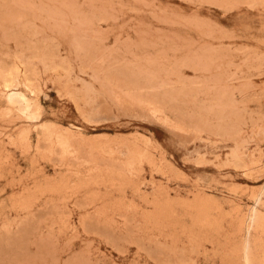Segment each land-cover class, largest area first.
<instances>
[{"label": "rangeland", "instance_id": "obj_1", "mask_svg": "<svg viewBox=\"0 0 264 264\" xmlns=\"http://www.w3.org/2000/svg\"><path fill=\"white\" fill-rule=\"evenodd\" d=\"M0 72V264H264V0H0Z\"/></svg>", "mask_w": 264, "mask_h": 264}, {"label": "bare ground", "instance_id": "obj_2", "mask_svg": "<svg viewBox=\"0 0 264 264\" xmlns=\"http://www.w3.org/2000/svg\"><path fill=\"white\" fill-rule=\"evenodd\" d=\"M1 73V72H0ZM13 74V73H12ZM21 75H22V73H21ZM11 78V77H10ZM15 78V77H14ZM13 78V79H14ZM2 79V78H1ZM16 79V78H15ZM24 79V78H23ZM23 79H22V81H23ZM25 80V79H24ZM3 81H4V78H3ZM26 81V80H25ZM20 82V81H19ZM19 82H17V83H19ZM24 82V81H23ZM22 82V83H23ZM15 83H16V81H15ZM27 83V82H26ZM24 84V83H23ZM22 84V85H23ZM4 85V84H3ZM2 85V86H3ZM17 85V84H16ZM26 87V86H25ZM5 88V87H4ZM4 88H3V90H4ZM13 88V87H12ZM33 92V91H32ZM3 93V92H2ZM4 94V93H3ZM2 94V95H3ZM6 97H5V99H6V103H7V106L8 107H10V108H13V109H15L16 111H17V113L18 112H20V113H22V114H24V115H29V117H30V115L32 114V112L33 111H31L32 110V108H35V110H36V105H33L32 103H31V101L29 100V99H27L26 97H25V95L24 94H22L20 91H17V90H14V89H9L8 90V92H7V94L5 95ZM29 96V95H28ZM34 106V107H33ZM8 112V111H7ZM10 112V111H9ZM39 112V111H38ZM151 112V111H150ZM34 114H38L37 112L35 113L34 112ZM153 114V113H152ZM37 116V115H36ZM38 116H39V114H38ZM25 117V116H24ZM27 120V119H26ZM36 120H38V119H36ZM29 121H31V120H29ZM34 121V120H33ZM45 129V128H44ZM67 132H69V130L67 131ZM27 133V132H26ZM46 132H43L42 134H45ZM73 133V132H72ZM21 134H23V133H21ZM20 134V135H21ZM71 134V133H70ZM19 135V136H20ZM24 135V134H23ZM59 135V134H58ZM69 135V134H68ZM22 136V135H21ZM20 136V137H21ZM24 137V136H23ZM61 137L62 136H60V138L58 139L59 141H60V139H61ZM74 138V137H73ZM78 138V137H77ZM52 139H53V137H52ZM63 139V138H62ZM71 139V138H70ZM20 140H22V139H20ZM62 141V140H61ZM60 141V142H61ZM60 142H58V143H60ZM68 143V142H67ZM62 144V143H61ZM64 147V146H63ZM66 147V146H65ZM62 149V148H61ZM69 149V148H68ZM67 149V150H68ZM64 151H66V150H64ZM63 152V151H62ZM264 187V186H263ZM256 203V202H255ZM252 210V209H251ZM253 213V212H252ZM254 213H256V212H254ZM248 216H250V215H248ZM247 216V217H248ZM252 216V215H251ZM254 217V216H253ZM250 218V217H249ZM251 219V218H250ZM258 219V218H257ZM259 220V219H258ZM255 224V223H254ZM257 224V223H256ZM248 261V260H247Z\"/></svg>", "mask_w": 264, "mask_h": 264}]
</instances>
